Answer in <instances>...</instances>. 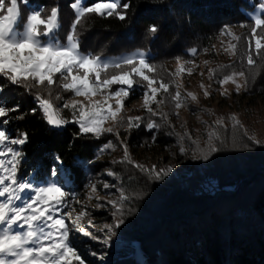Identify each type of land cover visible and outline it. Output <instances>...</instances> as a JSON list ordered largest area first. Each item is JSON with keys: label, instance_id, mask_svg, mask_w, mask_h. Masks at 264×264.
<instances>
[{"label": "snow or ice", "instance_id": "1", "mask_svg": "<svg viewBox=\"0 0 264 264\" xmlns=\"http://www.w3.org/2000/svg\"><path fill=\"white\" fill-rule=\"evenodd\" d=\"M29 3L30 0H0V264H87L77 247L81 238L107 246L111 235L115 234V229L120 228L124 220L117 219L114 224H105L102 230L107 231L105 238L101 240L85 227L86 217L87 225L95 227L87 206L82 205L79 210L72 207L74 204H82V201L70 188V172H63V181H60L62 168L53 166L48 173L51 178L43 184L24 178L23 146L29 142V134L19 128H8L14 121L24 120L25 114L19 103L9 105L6 102V86L25 89L36 104V107L31 109V114L35 115L39 111L53 129L76 124L79 126V132L85 136L91 134L92 137L99 138L105 133L114 135L119 140L123 156L120 160H112V164L130 165L149 178L161 179L172 170L169 168L158 171L155 166L149 168L134 161L126 142L127 138L120 139L119 129L123 128L128 132L140 129L143 124L145 131L153 133L151 140L154 143L162 125L153 117H159L165 124L169 123V114L160 108L165 100L172 103L176 110L174 114L177 116L178 110L185 107L189 98L193 102L198 101V97L192 92L182 96L180 88L183 85L176 79L185 72L191 75L192 70L186 69L184 63L194 61L181 63L182 58L177 57L179 67L175 73H170L173 79L165 82L158 76V66L141 49H136L131 54L106 58L83 51L76 26L93 13L100 17L116 16L119 20L126 21L130 4L122 3L121 0H107L94 6H86L84 0H73L70 7L74 10L75 19L64 39L60 38L62 23L59 8L52 7L47 13L44 9L25 13L24 8ZM257 5L260 14L253 17L254 26L245 38V52L243 56L238 57L239 64L235 66L241 69L245 59L249 68L257 64L254 57L264 61V0H257ZM222 34L232 36L237 42L241 39L235 36L228 26H225ZM145 36L153 42L161 41L165 39L166 32L161 25L151 23L145 30ZM203 51L206 52L207 49ZM225 51L236 56L237 44L229 43ZM189 52L192 57L198 55L196 48L189 49ZM235 67L216 82L222 88L228 84L234 85L237 95L241 90L247 93L253 88L255 77L246 75L244 70L237 71ZM216 71L209 70V79L216 75ZM200 75H203V72ZM114 85L119 87L113 90ZM170 88H174V91L170 92ZM201 88L206 98L211 95L204 85H201ZM55 90L59 91L53 97ZM138 90L141 92L147 117H132L125 113V100ZM61 92L72 93L73 98L65 100L62 106L57 107L53 101L63 99ZM222 95H227V89ZM96 96H102L103 99L94 100ZM74 97H83L87 103ZM111 101H115V104ZM64 109L69 110L71 118L63 114ZM229 119L234 130L243 127L236 116L233 115ZM109 121L114 127H105ZM216 125L226 127L223 119H217ZM243 136L261 145V141L249 135L247 129L243 130ZM188 138L191 139V136ZM213 138L220 140L215 131L209 133L207 152L202 153L204 160L209 159V154L219 151L212 143ZM108 149L115 151L116 145L108 142L101 152ZM180 152L183 154L186 149L181 146ZM53 159L56 165H63L59 156ZM107 175L114 177L117 173L108 169ZM89 187L88 200H100L96 183L89 182ZM113 187L115 185L103 183L104 189ZM128 200L130 197L122 190L119 200H107L115 209L112 213L114 217L123 216L122 201ZM103 207L100 203L94 205L96 209ZM88 254L102 261L105 259L103 253L91 251Z\"/></svg>", "mask_w": 264, "mask_h": 264}, {"label": "trees", "instance_id": "2", "mask_svg": "<svg viewBox=\"0 0 264 264\" xmlns=\"http://www.w3.org/2000/svg\"><path fill=\"white\" fill-rule=\"evenodd\" d=\"M106 1L87 0L85 5ZM30 2L46 13L52 7L59 8L60 38L64 39L75 19L70 7L73 0ZM122 3L130 4L126 21L95 13L82 19L76 26L81 49L101 56L141 49L153 54L151 60L159 65L185 57L191 48L198 51L212 48L225 26L253 24L248 12L254 10L257 0H122ZM151 23L164 28V40L153 42L146 38L145 30ZM258 85L263 94L264 80ZM6 87V102L19 103L25 114L24 120L14 121L8 128H19L29 134V142L23 146L24 178L45 183L51 178L48 173L55 165L53 158L59 156L64 172L71 173L73 185L81 187L84 167L95 159L101 141L91 134L80 133L76 124L53 129L39 111L31 114L36 104L25 89ZM140 96L138 90L127 103ZM234 131L241 137L238 142L224 139L223 133L228 132L218 128L215 132L220 140L213 138L212 143L219 151L204 160L207 137L190 178L152 179L134 169L122 176L131 200L122 216L126 224L122 234L129 244L139 243L146 264H264V147L249 141L238 129ZM115 264L138 263L133 257H123Z\"/></svg>", "mask_w": 264, "mask_h": 264}, {"label": "rangeland", "instance_id": "3", "mask_svg": "<svg viewBox=\"0 0 264 264\" xmlns=\"http://www.w3.org/2000/svg\"><path fill=\"white\" fill-rule=\"evenodd\" d=\"M86 2L87 0H84V4H86ZM35 9L41 8L30 2L29 5L24 8V11L27 13L28 11ZM258 14H260L258 5L254 10L248 12V16L251 20H253V17ZM253 26L254 23H246L240 26H229L230 31L235 36L241 38L238 42L233 40L232 36L222 34V30L214 39L212 48L207 49L206 52L201 49L198 51V55L196 57H192L189 51L185 57L179 56L182 58L180 61L181 63H184L187 60L194 61V63H184L186 69L192 70L191 75H188L185 72L181 75V77L176 78L178 82L183 85L180 88L181 95L186 96L187 92H192L198 97V101L193 102L189 98L185 107L178 110L179 115L177 116L174 114L176 110L174 109L172 103L165 100V103L161 105L160 108L163 112L169 114V123L165 124L159 117H153V119H156L157 122L162 125L160 131L156 134V140L154 143L151 140L153 133L145 131L143 124L140 129H132L128 132H126L123 128L119 129L120 139H125V137L127 138L126 142L129 145V151L134 161L144 164L149 168L155 166L158 171L170 168L172 171L169 172L167 176L162 178H190L194 175L197 154L201 153V149H203L202 145L203 143H206L205 140L210 132L216 131L220 128L228 132V135L223 133L224 139L227 137L230 141H239L241 137L238 136L239 133L238 135L235 133L232 128V121L229 119V117L233 115L240 120L243 126L242 128H237L240 133H243V130L247 129L249 135H253L261 141L260 146L264 145V93L262 94V92H260L262 90L258 85L261 79L264 80V61H262L259 57H254L257 60L255 67L249 68L246 64V59L244 60V66L242 69L240 67H235L239 64L238 57L243 56V53L245 52V38L250 34L251 27ZM258 34H260L259 30ZM229 43L237 44L236 56L225 51ZM134 51L114 56L101 57H119L131 54ZM145 52L149 59L154 57V55L149 51ZM176 58L157 65L158 76L165 82H169L173 79V77L170 76V73H175L179 67ZM206 61L208 63H205ZM234 67L237 71L244 70L246 75L255 77V84L247 93L244 90H241L240 94L237 95L235 93L234 85L228 84L222 88L216 82L218 78H220L223 74H227L232 71ZM210 69L217 70L216 75L212 79H209ZM201 72H203V75H200ZM241 83H243V80H241ZM201 85H204L211 93L209 97L206 98L204 96ZM117 87L119 86L114 85L113 90ZM225 89H227V95H222V92H224ZM171 91H174V88H170V92ZM61 95L63 99L53 101L57 107L62 106L65 100L73 98L72 93L65 92ZM53 97L55 96L53 95ZM130 97L131 95L125 100L126 115L132 117H147L146 110L143 108V100L141 96L136 100L127 103ZM74 98L87 103L83 97ZM102 99V96L94 97V100ZM157 99H160V97H157ZM111 103L115 104V101H111ZM153 107L155 108L156 105H153ZM63 114L66 117L71 118L68 109H64ZM217 119H223L226 127H218L216 125ZM105 127H114V125L111 121H109L106 123ZM62 129L64 128L58 130ZM168 132H173L174 134L167 135L166 133ZM189 135L191 136V139L188 138ZM181 137H183V139H181ZM95 139L101 141L102 144L97 151L95 159L84 167L85 179L82 182V186L76 188L72 182L70 188L82 201V204H74L72 207L79 210L82 205L87 206V209L91 214L92 223L95 227H89L87 225V217L84 221L85 227L103 240L107 231L106 229L102 230L103 226L105 224H114L117 219H122V217H114L112 215V213L115 212V209L107 203V200H119L121 190L130 197V192H128L127 185L122 176L125 175L126 172L128 174L129 169H137L130 165L111 163L112 160H120L123 156L122 147L119 144V140L114 135L105 133L101 137ZM161 139H164L165 142L158 143L157 141ZM193 141L196 143L194 144ZM108 142H112L116 145V150L112 151L108 149L101 152V149L104 148ZM181 146L186 149V152L183 154L180 152ZM54 166L62 168L60 165L55 164ZM108 169H111L113 172L117 173V175L114 177L108 176ZM63 172L64 170L62 169L61 176L59 177L60 181H63ZM89 182L96 183L97 193L101 197L100 200H88V196L90 194ZM103 183L113 184L115 187L104 189ZM130 201L131 200L122 201L124 209ZM97 203L103 204L104 207L101 209L94 208V205ZM65 211H68V209H65ZM124 227H126L125 222L121 224L120 228L115 229V234L111 235V239L109 240V244L107 246L100 242L82 237L81 241L77 244V247L83 255V258L87 261V264H115L117 260H121L123 257H133L138 264H146L139 243L133 241L129 244L128 241L125 240V237L122 234ZM85 244L87 247H85ZM91 251L103 253L105 259L102 261L97 257H92L88 254ZM74 264H76V262H74Z\"/></svg>", "mask_w": 264, "mask_h": 264}]
</instances>
